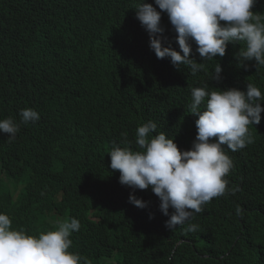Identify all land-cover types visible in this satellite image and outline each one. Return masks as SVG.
<instances>
[{
    "label": "trees",
    "instance_id": "1",
    "mask_svg": "<svg viewBox=\"0 0 264 264\" xmlns=\"http://www.w3.org/2000/svg\"><path fill=\"white\" fill-rule=\"evenodd\" d=\"M140 2L0 0V120L19 122L24 108L40 115L14 140L0 132V212L30 235L78 219L69 251L91 264H264V112L249 125L254 143L236 152L225 147L235 191L195 214L196 231L187 224L169 230L151 188L133 193L110 168V150L136 149V129L149 120L189 150L197 134L193 87L246 91L251 83L264 93V66L236 60L243 41L228 44L195 76L169 57L158 59L136 18ZM144 2L161 11L155 0ZM252 11L264 17V0ZM161 26L163 45L180 51L166 12ZM190 43L191 58L203 63ZM216 63L219 81L209 78ZM130 194L147 207L129 203Z\"/></svg>",
    "mask_w": 264,
    "mask_h": 264
},
{
    "label": "clouds",
    "instance_id": "2",
    "mask_svg": "<svg viewBox=\"0 0 264 264\" xmlns=\"http://www.w3.org/2000/svg\"><path fill=\"white\" fill-rule=\"evenodd\" d=\"M256 3L257 0H155L161 10L157 11L151 3L141 0L135 9L156 57H169L177 68L188 66L195 76L205 69L206 61L215 60L217 55L223 57L228 44L240 41L245 47L235 54L238 63L255 61V67L264 66V17L252 11ZM161 12L167 13L178 34L180 51L162 43L165 29L161 26ZM192 40L203 63L190 56ZM221 72L216 63L210 80L219 81ZM212 88L209 83L191 88L190 112L198 118L197 134L189 150H180L174 138L164 131L157 132V124L149 120L136 129V149L126 143L114 146L108 154L110 168L120 173V184L133 189V193L151 188L160 200V211L169 216L166 227L171 231L186 224V231H196L199 225L191 223L195 214L202 212L212 198L235 191L228 188L226 176L234 163L225 147L236 152L254 143L249 125H258L264 112V93L254 84L248 83L246 91ZM19 116V122L12 117L0 120V132L8 134L10 141L22 124L40 119L33 108L21 109ZM129 203L147 207V202L134 194L129 195ZM80 227L78 219L69 218L59 222L56 230L30 235L22 227L13 228L9 215L0 212V264H91L87 257L69 251L73 243L70 237Z\"/></svg>",
    "mask_w": 264,
    "mask_h": 264
}]
</instances>
